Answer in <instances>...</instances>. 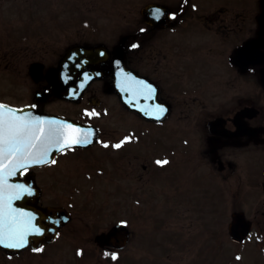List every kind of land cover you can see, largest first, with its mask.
Instances as JSON below:
<instances>
[{
    "label": "flooded vegetation",
    "instance_id": "af4514ba",
    "mask_svg": "<svg viewBox=\"0 0 264 264\" xmlns=\"http://www.w3.org/2000/svg\"><path fill=\"white\" fill-rule=\"evenodd\" d=\"M152 6L156 7L155 12H151ZM141 9L144 14L140 16V29L125 42V62L154 90L158 107L166 109L160 118H143L127 109L114 89H105V84L112 81L111 76L89 83L77 103L48 96L51 87L43 78L36 82L28 78L34 89L25 104L44 111L43 103L48 100L72 104L82 100L83 107L78 113L60 114L96 126L95 118L105 112V98L101 96H112L119 115H128L144 126L140 130L143 163L139 175L143 188L138 192L145 205L134 208L136 217L144 213L145 219L151 211L169 236L179 240L177 234L184 231L189 239L198 232L196 217L207 219L201 214L210 210L208 203L223 194L228 199L232 195L236 197L232 212L242 211L250 222L247 237L264 236V0H211L206 4L199 0H143ZM158 10L159 19H156ZM133 44L138 47H131ZM98 131V139L91 146L64 153L98 143L103 146ZM126 137L131 140L119 149L113 147ZM134 137L129 129L109 143L115 172L123 174L119 168L121 158L133 155L134 159ZM149 141L158 148L156 155L147 152ZM182 158L193 160L189 163L200 172L204 183L180 182ZM157 160L169 163L161 166L155 163ZM52 165L37 168L33 174L44 205L39 203V198L37 204L42 207L54 204L48 194L53 182L50 178L40 183L37 172ZM137 167H126V174H133ZM27 172H21L20 181ZM151 182L157 187L150 185ZM200 188L206 191V197L198 192ZM151 196L157 199L151 201ZM246 202H255L251 213L250 205L241 206ZM128 205L130 209L126 212L132 214V204ZM173 220L176 223H171ZM121 221L128 223L127 219ZM133 225L128 226L126 248L135 245L140 249L138 236H142L143 230Z\"/></svg>",
    "mask_w": 264,
    "mask_h": 264
},
{
    "label": "rangeland",
    "instance_id": "374dc122",
    "mask_svg": "<svg viewBox=\"0 0 264 264\" xmlns=\"http://www.w3.org/2000/svg\"><path fill=\"white\" fill-rule=\"evenodd\" d=\"M199 1L206 4L211 0ZM142 5L143 0H0V102L22 104L28 101L29 92L34 89L27 72L32 62H41L44 66L53 64L74 44L102 42L112 48L122 35L136 32L141 25L139 9ZM101 97L105 98V112L94 120L102 134L101 143L109 145L131 129L136 135L133 146L137 155L134 153V159L133 155L127 156L130 163L125 157L120 159L119 168L123 173L120 174L113 167L110 146L105 148L98 143L64 153L54 165L38 171L40 183L52 178L54 188L48 192L50 201L62 203L70 211L71 221L43 252L25 251L14 257L0 252V264H264V236L257 238L253 234L242 245L229 240V211L236 207L233 201L236 197L232 195L229 196L231 201L223 194L208 203L210 210L201 214L207 219L196 217L198 232L186 239L188 233L182 231L177 234L179 242L169 236L151 211L146 213L145 219L144 213L142 217L134 215V208L145 205L138 192L143 188L139 175L143 163L140 130L144 126L128 115H119L112 96ZM82 103V100L78 104L48 100L43 104L45 110L72 114L80 111ZM148 131L151 139L152 131ZM157 150L151 141L147 152L151 156L156 155ZM182 159L180 182L196 184L201 180L200 172L189 163L193 160ZM135 166L138 167L133 174L127 175L126 167ZM201 183L204 181L198 184ZM198 192L206 197L202 188ZM65 195H68L67 200ZM39 203H43L42 197ZM128 204H132V214L126 212L130 209ZM245 204L250 205L251 213L255 202L241 203V206ZM184 209L183 206V212ZM123 219L143 230L142 236H138L141 246L121 250L113 261L111 255L105 256L96 248L92 239L98 231ZM78 252L81 254L77 255Z\"/></svg>",
    "mask_w": 264,
    "mask_h": 264
},
{
    "label": "snow or ice",
    "instance_id": "6c2138e0",
    "mask_svg": "<svg viewBox=\"0 0 264 264\" xmlns=\"http://www.w3.org/2000/svg\"><path fill=\"white\" fill-rule=\"evenodd\" d=\"M155 18L159 19V10ZM140 31L144 32L145 29ZM131 47L135 48L138 45L133 44ZM139 86L149 97L154 91L143 82H139ZM155 111L163 115L166 109L158 107ZM88 115H96V113H88ZM93 135L92 131L82 133L79 128L71 124L36 119L23 113L22 110H13L0 104V246L23 249L28 245L30 236L44 234L43 229L36 223L34 215L18 211L13 207L14 201L19 200L24 194L33 193L22 185L10 184L9 178L31 165H47L53 148L57 151L71 150L74 145L92 143L90 137ZM130 140L131 137H126L124 141L113 147L119 149L123 143ZM103 146L109 147L106 143ZM50 162L55 164L56 160L53 158ZM155 163L162 166L169 162L157 160ZM33 251L42 252L43 248H34ZM108 255L109 253L105 252V256ZM117 258L115 253L111 254L113 261Z\"/></svg>",
    "mask_w": 264,
    "mask_h": 264
},
{
    "label": "water",
    "instance_id": "95a60500",
    "mask_svg": "<svg viewBox=\"0 0 264 264\" xmlns=\"http://www.w3.org/2000/svg\"><path fill=\"white\" fill-rule=\"evenodd\" d=\"M142 13L144 14V12ZM125 39L126 37L122 38L119 44L114 47L112 57L114 59L106 68H100V64L103 63L105 58L109 55L108 50L103 45H82L69 48L58 62L57 67L46 73L47 81L53 85V93L64 99H76L80 95L83 87H85L91 80L99 78L103 75H114V70H117L118 73H116L115 81L116 85H114L113 82L108 84L107 90L110 91L111 89H114V86H116L123 103L128 108L144 115L143 108L150 97H146V95H144L142 87L139 86L140 80L136 79L132 76V74L126 71L127 69L124 63L125 54L123 47ZM101 53H103V55H101ZM236 54H239V49L236 51ZM237 59L238 58H235V61ZM123 81H129L130 84L135 86L136 90H131L128 86H124ZM81 85H83V87H81ZM22 111L23 113L29 115L27 109H23ZM149 111L152 112V109ZM29 116L45 121H57L58 123L71 124L73 127L79 128L82 133L88 131L87 128H83L82 125L80 126L78 123L75 124V122H68L61 118H55L38 113L34 115L30 114ZM84 145L86 144L74 146ZM59 152L61 151H57L53 148L50 156L48 157L49 161ZM18 172L9 178L10 184L16 185V176ZM35 197L36 196L32 198L21 197L19 200L13 202L17 207L25 208V212H29L34 215L36 217V223L44 231V234L41 236H30L28 238L29 243L26 247L31 248H37L44 242L51 241L61 225L69 218L68 214L60 208H47L45 210L36 208L34 206ZM228 230L230 238L234 241L241 242L246 236L249 230V223L245 221L241 212H235L232 214V221L229 224ZM127 237L128 234L126 228L122 225H115L108 232L96 235L94 240L100 247L106 245L123 248L127 242ZM0 248L10 254L16 253L20 250L5 248L3 246H0Z\"/></svg>",
    "mask_w": 264,
    "mask_h": 264
}]
</instances>
